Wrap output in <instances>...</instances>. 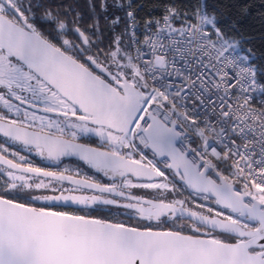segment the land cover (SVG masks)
<instances>
[{"label": "snow or ice", "instance_id": "1", "mask_svg": "<svg viewBox=\"0 0 264 264\" xmlns=\"http://www.w3.org/2000/svg\"><path fill=\"white\" fill-rule=\"evenodd\" d=\"M88 8L0 0V264H264L252 6Z\"/></svg>", "mask_w": 264, "mask_h": 264}, {"label": "trees", "instance_id": "2", "mask_svg": "<svg viewBox=\"0 0 264 264\" xmlns=\"http://www.w3.org/2000/svg\"><path fill=\"white\" fill-rule=\"evenodd\" d=\"M137 2H143L145 4V9L141 10L139 16L141 21L147 16V9L156 2V0H137ZM186 2V0H184ZM224 0H208L209 5L223 3ZM241 3L250 4L252 6L251 14L246 18L244 22V29L246 33H251L254 35H260L264 31V21H262L261 16L264 14V0H239ZM98 3V0H97ZM54 4L63 6H71L74 11L70 13V18L76 15V12H80L83 15V20L81 21V26L86 27L88 23L91 22V14L88 8V0H54ZM159 14L158 11H155ZM101 27L104 28L105 22L103 19L100 21ZM72 25L69 24V27ZM255 46L259 47V41L254 42ZM72 210V209H69ZM96 213H94L95 215ZM132 223H135L133 221Z\"/></svg>", "mask_w": 264, "mask_h": 264}, {"label": "flooded vegetation", "instance_id": "3", "mask_svg": "<svg viewBox=\"0 0 264 264\" xmlns=\"http://www.w3.org/2000/svg\"><path fill=\"white\" fill-rule=\"evenodd\" d=\"M34 160H35V162H36L37 164H39V165H41V166H43L44 163H46V162H42V161H40L38 158H34Z\"/></svg>", "mask_w": 264, "mask_h": 264}, {"label": "built area", "instance_id": "4", "mask_svg": "<svg viewBox=\"0 0 264 264\" xmlns=\"http://www.w3.org/2000/svg\"><path fill=\"white\" fill-rule=\"evenodd\" d=\"M147 15H148V12H147ZM151 15H153V16H158L159 14H157L155 11H153L152 13H151ZM143 23V20L141 21V24Z\"/></svg>", "mask_w": 264, "mask_h": 264}]
</instances>
